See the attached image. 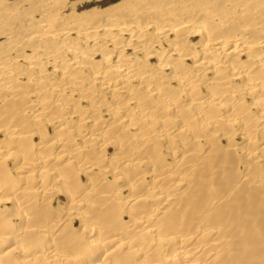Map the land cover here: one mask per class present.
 Returning <instances> with one entry per match:
<instances>
[{
    "label": "bare ground",
    "instance_id": "bare-ground-1",
    "mask_svg": "<svg viewBox=\"0 0 264 264\" xmlns=\"http://www.w3.org/2000/svg\"><path fill=\"white\" fill-rule=\"evenodd\" d=\"M0 0V264H264V0Z\"/></svg>",
    "mask_w": 264,
    "mask_h": 264
},
{
    "label": "rangeland",
    "instance_id": "rangeland-1",
    "mask_svg": "<svg viewBox=\"0 0 264 264\" xmlns=\"http://www.w3.org/2000/svg\"><path fill=\"white\" fill-rule=\"evenodd\" d=\"M91 1L94 2V3H95V2H98L97 0H91Z\"/></svg>",
    "mask_w": 264,
    "mask_h": 264
}]
</instances>
